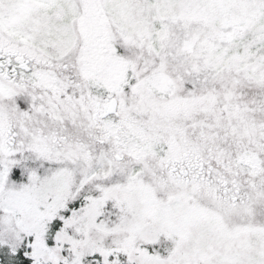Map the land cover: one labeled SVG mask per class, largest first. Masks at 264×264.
Returning <instances> with one entry per match:
<instances>
[{
	"label": "snow or ice",
	"instance_id": "obj_1",
	"mask_svg": "<svg viewBox=\"0 0 264 264\" xmlns=\"http://www.w3.org/2000/svg\"><path fill=\"white\" fill-rule=\"evenodd\" d=\"M0 264H264V0H0Z\"/></svg>",
	"mask_w": 264,
	"mask_h": 264
}]
</instances>
